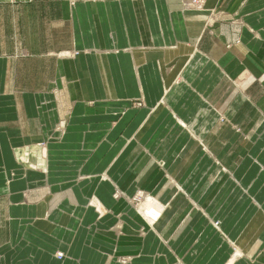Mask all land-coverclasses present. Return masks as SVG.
I'll use <instances>...</instances> for the list:
<instances>
[{
    "label": "crops",
    "instance_id": "1",
    "mask_svg": "<svg viewBox=\"0 0 264 264\" xmlns=\"http://www.w3.org/2000/svg\"><path fill=\"white\" fill-rule=\"evenodd\" d=\"M0 254L264 264V0H0Z\"/></svg>",
    "mask_w": 264,
    "mask_h": 264
},
{
    "label": "rangeland",
    "instance_id": "2",
    "mask_svg": "<svg viewBox=\"0 0 264 264\" xmlns=\"http://www.w3.org/2000/svg\"><path fill=\"white\" fill-rule=\"evenodd\" d=\"M18 1H21V0H18ZM22 1H28V0H22ZM186 8V7H185ZM212 14V13H211ZM209 23H210V21H208V24L207 25H209ZM211 23H212V21H211ZM143 103V100H137L136 102H135V104L136 105H141ZM30 154H31V151H23V152H21L20 153V158L22 159V160H25L24 162H27V165L28 166H30V168H32V162H29V156H30ZM123 196V194L122 195H120V197H122ZM142 197V195L140 194V195H138V197H134L133 199H137V202H139ZM128 199V198H127ZM133 199H131V202H132V204L135 206V204H134V202H133ZM141 202H142V200L137 204V205H139V204H141ZM57 253H63V256L61 257V256H57V258H59V260H62V259H64V258H66L67 256H66V253L65 252H63V251H57L56 252V254ZM55 254V255H56ZM0 256H1V254H0Z\"/></svg>",
    "mask_w": 264,
    "mask_h": 264
},
{
    "label": "bare ground",
    "instance_id": "3",
    "mask_svg": "<svg viewBox=\"0 0 264 264\" xmlns=\"http://www.w3.org/2000/svg\"><path fill=\"white\" fill-rule=\"evenodd\" d=\"M192 4V3H191ZM64 133V132H63ZM152 201V200H151ZM154 202V201H153ZM152 203V202H151ZM155 204V203H154ZM153 207V206H152ZM139 209V208H138ZM143 215L145 216V217H147L148 219H150L151 221H153V220H155V219H157L158 217H159V215H160V212H159V210H156L155 208H148V209H146V210H144V213H143ZM150 221V222H151ZM62 254V256H63V253H57L56 254V257L58 256H60ZM61 256V257H62Z\"/></svg>",
    "mask_w": 264,
    "mask_h": 264
},
{
    "label": "built area",
    "instance_id": "4",
    "mask_svg": "<svg viewBox=\"0 0 264 264\" xmlns=\"http://www.w3.org/2000/svg\"><path fill=\"white\" fill-rule=\"evenodd\" d=\"M60 256H62V254Z\"/></svg>",
    "mask_w": 264,
    "mask_h": 264
}]
</instances>
